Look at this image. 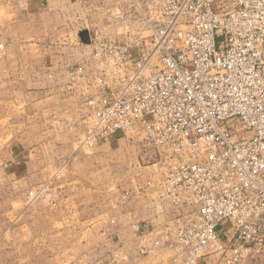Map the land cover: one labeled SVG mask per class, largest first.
Here are the masks:
<instances>
[{
	"label": "built area",
	"instance_id": "built-area-1",
	"mask_svg": "<svg viewBox=\"0 0 264 264\" xmlns=\"http://www.w3.org/2000/svg\"><path fill=\"white\" fill-rule=\"evenodd\" d=\"M109 13L118 37L88 29L89 60L72 76L93 72L66 125L79 147L137 142L131 166L154 168L137 191L177 221L155 245L187 264L212 251L228 264L264 255V0H115Z\"/></svg>",
	"mask_w": 264,
	"mask_h": 264
},
{
	"label": "crops",
	"instance_id": "crops-1",
	"mask_svg": "<svg viewBox=\"0 0 264 264\" xmlns=\"http://www.w3.org/2000/svg\"><path fill=\"white\" fill-rule=\"evenodd\" d=\"M114 4L0 0V9L6 10L0 23L6 51L2 55L0 50V71L8 74L5 88L14 89L10 99L0 101L21 107L23 116L36 122L26 134L37 138L7 147L11 158L3 178L12 191L0 199V264H187L177 249L155 245L163 234L175 237L177 221L169 205L157 208L136 189L150 166L140 176L126 156H113L126 149L124 138L101 142L88 152L66 126L78 119L82 100L91 92L90 67L72 85L73 73L89 60L88 29L99 26L118 37L107 26ZM0 119L8 121L6 131L13 135L9 124L15 116ZM42 189L30 198L31 190ZM126 189H131L129 196ZM3 217L7 220L1 223ZM226 228L219 231L227 243ZM142 246L155 250L141 254ZM229 256L212 251L198 264H228Z\"/></svg>",
	"mask_w": 264,
	"mask_h": 264
},
{
	"label": "rangeland",
	"instance_id": "rangeland-1",
	"mask_svg": "<svg viewBox=\"0 0 264 264\" xmlns=\"http://www.w3.org/2000/svg\"><path fill=\"white\" fill-rule=\"evenodd\" d=\"M5 17H6V10L0 9V23L4 21ZM3 49L4 48H0V50H3ZM2 62H4V58L0 56V64ZM7 81H8V74L3 72V70L0 71V100L2 99L4 100L6 98L10 99L11 94L13 93L14 89L8 90L5 88V86L8 84ZM15 97H16L15 99H17L16 93H15ZM7 114L9 115L13 114V116H15V120L11 121L9 124V127H11V129L12 128L14 129V134L10 135V132L6 131L7 126H8L7 124L8 121L6 119H2V120L0 119V199H4L7 193L9 191H12L11 188L5 184L6 181L3 178V177H6L7 175L6 165L11 158V156L8 154V151H7L8 144L14 141L16 144L22 146V144H27L28 142L31 143L33 140L36 141L37 139V138H33V136L29 135V133L28 135L26 134L27 129L31 128V126L33 128V125L36 122H34V120L29 122V120L23 116L22 108L19 107L18 105H15V106L11 105L7 107V104L4 101H0V115L4 117L5 115L7 116ZM124 147L126 148L124 151L117 150L116 152H113V156L121 160L123 157L126 156L128 164H130L131 166L132 164H135L136 158L140 154V148L137 145V142H130L127 139L123 142L122 148ZM126 150L128 153L126 152ZM133 166L130 167L131 170H133L134 168ZM146 170H153V169L150 166L149 168H146ZM44 192L45 190H43V193ZM6 220H7L6 217L1 218V223L5 222ZM247 264H264V255H256L255 258L251 259Z\"/></svg>",
	"mask_w": 264,
	"mask_h": 264
},
{
	"label": "water",
	"instance_id": "water-1",
	"mask_svg": "<svg viewBox=\"0 0 264 264\" xmlns=\"http://www.w3.org/2000/svg\"><path fill=\"white\" fill-rule=\"evenodd\" d=\"M87 32H85L84 34H86ZM86 42H89V36L87 35V40H86Z\"/></svg>",
	"mask_w": 264,
	"mask_h": 264
}]
</instances>
